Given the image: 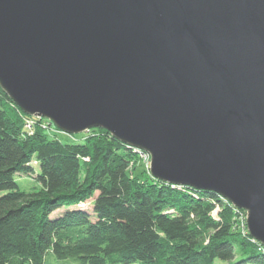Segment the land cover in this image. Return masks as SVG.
<instances>
[{"label": "water", "instance_id": "obj_1", "mask_svg": "<svg viewBox=\"0 0 264 264\" xmlns=\"http://www.w3.org/2000/svg\"><path fill=\"white\" fill-rule=\"evenodd\" d=\"M0 87L225 198L264 246V0H0Z\"/></svg>", "mask_w": 264, "mask_h": 264}, {"label": "trees", "instance_id": "obj_2", "mask_svg": "<svg viewBox=\"0 0 264 264\" xmlns=\"http://www.w3.org/2000/svg\"><path fill=\"white\" fill-rule=\"evenodd\" d=\"M85 133L24 114L0 87V264H264L239 208L148 167L132 176L134 147L102 128ZM18 175L37 188L21 190ZM91 198V212L78 207Z\"/></svg>", "mask_w": 264, "mask_h": 264}, {"label": "rangeland", "instance_id": "obj_3", "mask_svg": "<svg viewBox=\"0 0 264 264\" xmlns=\"http://www.w3.org/2000/svg\"><path fill=\"white\" fill-rule=\"evenodd\" d=\"M31 117L32 118H35L36 120H39V119H45V120H47L46 118H43V117H37V116H31ZM28 120L32 121L31 119H28ZM47 121H49V120H47ZM93 129H95V128H93ZM90 130H88V131H90ZM29 131H32V127L29 128ZM88 131H85V132H88ZM85 132H82V133H79V134H75V135L77 137H81L82 136L83 138H85V134H86ZM149 164H150V155L147 154L146 152L142 153V155L139 154V161L136 162V163L130 164V173H131V175L132 176H135L137 174H140L141 172L144 173V172H146L147 167H148V172H149ZM16 181H17L20 189L23 190V191H32L35 188H37V186H38L36 184V182L34 181V178L31 177V176H29V175H18L16 177ZM95 194H97V193H95ZM92 200H93V198H91V199H89V200H87L85 202H82V203L78 204V207L79 208H82V209H85L88 212H91L92 211ZM238 210H239V215H238L239 217H241L242 215H244V217H245L247 215L246 214V211H244L243 209H238ZM64 211H65V208L59 209L56 212H54L52 214V216H56L58 214H61ZM215 211H217V208H215L214 210H212V212H211L212 213L211 214L212 216H215L217 214V213H214ZM240 223H241V221H240ZM246 227H247V225H246ZM249 248H251V247H249ZM235 249H236V252L239 253V245H236V248ZM57 264H78V263L76 261H73L72 259H68V260H64V261H61V262L59 261V262H57Z\"/></svg>", "mask_w": 264, "mask_h": 264}, {"label": "built area", "instance_id": "obj_4", "mask_svg": "<svg viewBox=\"0 0 264 264\" xmlns=\"http://www.w3.org/2000/svg\"><path fill=\"white\" fill-rule=\"evenodd\" d=\"M27 123V126L28 127H31V125H32V123H33V121H30V120H27L26 121ZM135 150L139 153V154H141L142 155V153H144L143 151H141L140 149H137V148H135ZM176 187H180V186H176ZM226 200V199H225ZM217 211H218V209H217ZM217 211H215L214 213H217ZM217 215V214H216ZM216 215L214 216V217H216ZM246 217H247V215L244 217V215H242L241 217H240V221H241V223H240V221H239V226H240V229L242 230V232H244L245 233V231L247 230V227H246ZM246 228V229H245ZM253 239V238H252ZM254 241H256L255 239H253Z\"/></svg>", "mask_w": 264, "mask_h": 264}]
</instances>
